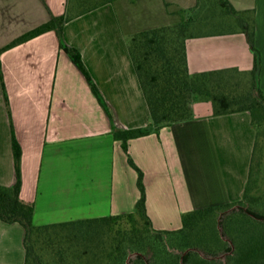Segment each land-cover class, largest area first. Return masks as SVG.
<instances>
[{
    "label": "crops",
    "instance_id": "obj_1",
    "mask_svg": "<svg viewBox=\"0 0 264 264\" xmlns=\"http://www.w3.org/2000/svg\"><path fill=\"white\" fill-rule=\"evenodd\" d=\"M228 1L253 19L264 95V0ZM157 2V16L172 19L166 26L198 0ZM69 8V0H0V185L16 180L14 135L21 147L20 198L33 204V223L133 212L140 193L128 156L143 174L146 213L156 230H178L184 213L238 201L256 141L248 111L214 115L210 101L194 100L190 119L152 127L128 140L127 152L114 137L115 130L150 123L128 40L161 27L142 28L132 15L141 8L148 23L154 17L152 0H114L79 15ZM59 16L66 18L63 43L79 51L104 105L60 48L55 30L3 49ZM185 51L190 73L253 68V52L239 27L190 36ZM23 240L20 224L0 220V264H25Z\"/></svg>",
    "mask_w": 264,
    "mask_h": 264
},
{
    "label": "trees",
    "instance_id": "obj_2",
    "mask_svg": "<svg viewBox=\"0 0 264 264\" xmlns=\"http://www.w3.org/2000/svg\"><path fill=\"white\" fill-rule=\"evenodd\" d=\"M79 1L78 15L114 0H100L92 5H85L87 0ZM217 4L221 9L220 15L233 16L245 33L254 57L252 70L241 72L224 69L190 73L185 42L195 34L188 33L191 24L189 18L139 31L129 38L128 50L147 102L150 123L144 128L115 130L113 134L116 139L122 140L123 149L127 152V141L147 135L152 127L159 129L190 119V105L194 100L210 101L214 115L248 111L251 125L256 130V141L241 199L184 213L181 216L182 226L178 230H156L146 213L143 174L128 156V163L137 172L140 193L133 212L35 225L33 204L20 198L21 147L12 135L16 180L11 186L0 185V220L9 224L18 223L23 227L25 264H50L49 260L37 253L36 248L39 246L50 251L51 256L54 255L51 257L54 258L53 264H126V259L128 264H264V196L251 193L255 151L258 138L264 133V95L259 88L261 56L254 46V22L250 13L236 11L228 0H217ZM197 9L198 5L180 12ZM65 19L64 16L53 17L19 36L3 49L55 30L60 48L69 55L98 101L104 105L79 51L62 41L61 30ZM229 72L243 73L249 79L242 84L238 79L231 78ZM206 222L213 223L212 233L194 237L197 235L195 231L204 227ZM168 237L171 245H177L176 249H165L164 238ZM146 245L154 249L151 258L144 254ZM129 252L134 255L131 256Z\"/></svg>",
    "mask_w": 264,
    "mask_h": 264
},
{
    "label": "rangeland",
    "instance_id": "obj_3",
    "mask_svg": "<svg viewBox=\"0 0 264 264\" xmlns=\"http://www.w3.org/2000/svg\"><path fill=\"white\" fill-rule=\"evenodd\" d=\"M100 0H87L85 5H92L94 3L99 2ZM157 0H152V4L155 7L154 10V17L150 18L148 23H143L144 20L142 18V10L141 8L136 9L132 12V15H134L136 18V23L138 26L144 28V26H162L165 24H169L172 19L166 18V16L160 17L157 16L159 14L158 11V4ZM80 5L79 0H70L69 1V7H70V12L72 13H77ZM198 9L194 10L192 12H180L179 13V18L182 19H190L191 24L189 25V30L188 33L191 34H199L200 32L204 30H211L214 28H222V29H231V28H236L238 27L235 18L231 15H220V7L217 4V0H198ZM165 9L169 10L171 9L170 7H166ZM177 23V22H176ZM147 24V25H145ZM174 24V23H173ZM232 76L231 78L238 79L242 84H244L248 79L249 76L245 75L243 73H236V72H229ZM229 76V75H228ZM231 81V79H230ZM232 83V82H231ZM235 87V85H232ZM231 86V87H232ZM130 165V164H129ZM131 166V165H130ZM132 167V166H131ZM133 168V167H132ZM134 169V168H133ZM251 193L254 196H264V133H261L259 138H258V144L256 147L255 151V156H254V163H253V173H252V189ZM241 199V198H240ZM239 199V200H240ZM212 225L213 223L211 222H206L205 226L197 229L195 231L194 237H197L199 234L203 235H209L212 233ZM164 238L165 242V249L167 250H173L176 249L177 245L175 244H170V237ZM37 249V253L45 260H49L50 264H53V259L51 257H54V255L51 256V252L44 250L40 248V246ZM144 254L146 257H153V252L154 249L151 248L149 245H146V248L144 249ZM132 252H129L131 254ZM134 254H131V256ZM126 264H128L127 259H126Z\"/></svg>",
    "mask_w": 264,
    "mask_h": 264
}]
</instances>
